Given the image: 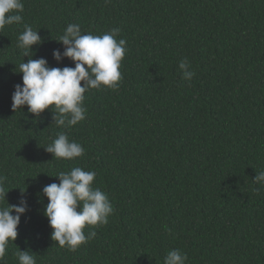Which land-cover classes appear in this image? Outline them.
<instances>
[{
	"label": "trees",
	"instance_id": "trees-1",
	"mask_svg": "<svg viewBox=\"0 0 264 264\" xmlns=\"http://www.w3.org/2000/svg\"><path fill=\"white\" fill-rule=\"evenodd\" d=\"M22 23L0 32V177L7 201L26 199L18 236L3 264L29 251L37 264H164L179 249L186 264H264V0H23ZM27 24L43 38L32 59L50 67L69 24L82 34L119 28L126 40L118 90L91 89L85 119L58 127L46 109L13 112L17 47ZM195 72L183 79L179 62ZM83 86V81L81 82ZM64 132L82 157L45 151ZM80 167L114 212L76 252L51 239L42 189ZM15 215V213H12Z\"/></svg>",
	"mask_w": 264,
	"mask_h": 264
},
{
	"label": "clouds",
	"instance_id": "clouds-1",
	"mask_svg": "<svg viewBox=\"0 0 264 264\" xmlns=\"http://www.w3.org/2000/svg\"><path fill=\"white\" fill-rule=\"evenodd\" d=\"M23 11V0H0V32L5 26L22 23ZM119 33V28H112L103 35L82 34L78 24H69L56 40L62 43L64 51L54 50L53 58L57 62L68 58L75 67L58 68L50 67L45 58L32 59L35 54L33 46L41 45L43 38L37 30L25 24L17 47L28 60L19 65L22 85H15L11 105L13 112L27 106L28 112L39 118L51 108L53 121L58 127L70 128L84 120L86 92L102 88L118 90L122 80L119 69L127 52L126 40L117 39ZM178 67L183 79L191 81L195 76L187 60L180 61ZM45 151L54 158L65 160L82 157L85 152L81 144L69 140L64 132L58 133ZM55 177L59 178V184L52 183L42 189V195L48 200L43 214L53 229L51 239L60 247L76 252L82 244L96 236L94 230L85 235L84 229L106 225L114 208L107 194L93 187L95 171L75 167ZM3 179L0 177V201H7L8 191L3 186ZM253 180L264 186V171ZM27 211L26 199H22L19 205L7 202V207L0 208V264H3L9 242L16 240L21 216ZM16 255L19 264H37L35 255L29 251L20 250ZM187 259L185 253L173 249L165 256L164 264H186Z\"/></svg>",
	"mask_w": 264,
	"mask_h": 264
}]
</instances>
